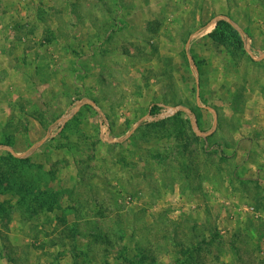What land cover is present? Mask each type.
Listing matches in <instances>:
<instances>
[{"label":"rangeland","instance_id":"374dc122","mask_svg":"<svg viewBox=\"0 0 264 264\" xmlns=\"http://www.w3.org/2000/svg\"><path fill=\"white\" fill-rule=\"evenodd\" d=\"M10 149L62 207L3 196L0 264H264V0H0L9 181Z\"/></svg>","mask_w":264,"mask_h":264},{"label":"trees","instance_id":"16d2710c","mask_svg":"<svg viewBox=\"0 0 264 264\" xmlns=\"http://www.w3.org/2000/svg\"><path fill=\"white\" fill-rule=\"evenodd\" d=\"M209 36L212 38L213 41L223 45L226 49L230 51V53L233 56H236L239 54L240 47L243 48V38L239 32V30L232 25L227 20L221 19L217 22L215 29L209 34ZM253 60V58H251ZM154 113V112H153ZM181 111H178L175 115L172 117H169L167 119H171L172 128H169L168 130L171 132H176L179 130L181 126H183L184 120L181 117ZM161 119L157 121L158 125L164 126L167 120ZM200 124V120H199ZM140 127H137L134 131V133L140 132ZM142 132V131H141ZM133 133V134H134ZM6 144H11V142L7 141ZM6 161L9 163V165L12 166L13 172L17 175L12 180H7L8 177L5 175H2L0 177V213L2 215H6L8 213V208L11 202L7 198H3L6 194H13V195H19L21 196V199H19V202L24 201H30L32 203L33 209L35 210H44L49 212H54L62 207L61 204V198L62 195L59 191H57L52 186H45L40 188H31L27 193H21V183L22 181L27 182L25 180V177H23V172H27L31 176V169H35L34 164L32 163V160L30 158H20L15 156L13 153L9 152L6 156ZM38 168V166H37ZM20 175V177H19ZM29 178V177H28ZM32 181H36V179H30ZM41 181V180H40ZM39 181V182H40ZM31 182V181H30ZM38 182V183H39ZM36 183V182H35ZM5 184V185H4ZM39 186V184H38ZM12 195V196H13ZM190 252V251H188ZM141 255L146 257L144 252H140ZM124 264H135V255H132V252L129 251V249H123L121 251V255H119ZM92 261H90V264ZM126 262V263H125Z\"/></svg>","mask_w":264,"mask_h":264},{"label":"built area","instance_id":"2783aa9c","mask_svg":"<svg viewBox=\"0 0 264 264\" xmlns=\"http://www.w3.org/2000/svg\"><path fill=\"white\" fill-rule=\"evenodd\" d=\"M178 106H160V108L156 109L153 115H151L154 118H169L175 115L179 111Z\"/></svg>","mask_w":264,"mask_h":264},{"label":"water","instance_id":"95a60500","mask_svg":"<svg viewBox=\"0 0 264 264\" xmlns=\"http://www.w3.org/2000/svg\"><path fill=\"white\" fill-rule=\"evenodd\" d=\"M190 60H191V61L193 60V59L191 58V56H190ZM197 99H198V100L200 99L199 86H197ZM199 104H200V102H199ZM200 105H201V104H200ZM209 108H210V107H209ZM211 109H212V108H211ZM10 151H11L14 155L21 157L20 155H17L12 149H10Z\"/></svg>","mask_w":264,"mask_h":264},{"label":"crops","instance_id":"0c3cea01","mask_svg":"<svg viewBox=\"0 0 264 264\" xmlns=\"http://www.w3.org/2000/svg\"><path fill=\"white\" fill-rule=\"evenodd\" d=\"M211 110L214 111L213 108Z\"/></svg>","mask_w":264,"mask_h":264}]
</instances>
